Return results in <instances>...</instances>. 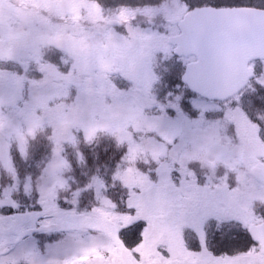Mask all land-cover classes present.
I'll return each instance as SVG.
<instances>
[{
    "label": "rangeland",
    "instance_id": "obj_1",
    "mask_svg": "<svg viewBox=\"0 0 264 264\" xmlns=\"http://www.w3.org/2000/svg\"><path fill=\"white\" fill-rule=\"evenodd\" d=\"M109 1L126 8L119 12L108 7L101 14L100 0H88L84 7L75 0H22L23 7L0 0V209L56 210L58 190L69 186L62 175L69 168L65 146L75 144L78 134L89 142L99 133H115L119 146H126L115 174L95 176L87 170L92 174L86 190L95 194L104 183L123 182L129 191L134 189L127 205L145 210L142 219L149 221L168 193L152 183L168 182L169 167H179L181 181L189 183L195 175L185 174L184 166L223 165L225 171L237 172L240 183L264 156L257 116L246 109L256 111L258 105H247L243 97L231 105L190 98L179 93L176 82L171 83L176 96H162L158 86L159 75L176 64L183 73L190 60L173 56L167 38L177 29L166 20L206 1L264 9V0ZM119 17L130 23L122 27L105 23ZM132 17L138 19L132 22ZM75 19L86 26L72 25ZM90 20L104 23L89 25ZM11 62L19 64L15 71L6 67ZM252 68L256 71L252 89H264V63ZM231 126L233 137L224 133L232 131ZM43 129L49 132L51 145L44 156L33 152L42 147L40 140L33 144L26 139ZM231 139L238 142L229 148ZM16 157L24 166H17ZM252 194L264 197V188L252 182ZM109 205L102 201L94 212L101 216ZM85 236L77 234V246L87 245ZM56 240L64 242L67 237L57 235ZM0 243L5 244L4 239Z\"/></svg>",
    "mask_w": 264,
    "mask_h": 264
},
{
    "label": "flooded vegetation",
    "instance_id": "obj_2",
    "mask_svg": "<svg viewBox=\"0 0 264 264\" xmlns=\"http://www.w3.org/2000/svg\"><path fill=\"white\" fill-rule=\"evenodd\" d=\"M75 1L82 6L88 2ZM98 3L101 14L108 7L124 10L109 0ZM104 17L108 19V15ZM123 22L130 23L128 19ZM123 22L119 17L105 23L121 26ZM86 23L101 26L104 21ZM72 25L86 26L79 19ZM169 169L168 182L152 183L156 190L163 186L168 193L151 221L142 219L145 210L127 205L134 189L129 191L121 182L109 184L103 201L110 205L101 216L91 213L108 220L107 230L80 231L87 239V245L81 247L76 245L78 231L52 230L56 222L52 214L59 208L50 212H21L13 207L0 210V226L6 229L15 214L40 213L37 220L20 227V231L31 232L28 237L19 240L17 235H0L5 243H0V264H80L85 256L90 257L89 264H264V233L255 230L264 226V197L252 194V182L260 188L264 184L251 175V168L246 181L240 183L235 179L237 172H227L223 165L184 166L185 174L195 175L189 183L181 181L179 167ZM57 235L67 241L56 240Z\"/></svg>",
    "mask_w": 264,
    "mask_h": 264
},
{
    "label": "water",
    "instance_id": "obj_3",
    "mask_svg": "<svg viewBox=\"0 0 264 264\" xmlns=\"http://www.w3.org/2000/svg\"><path fill=\"white\" fill-rule=\"evenodd\" d=\"M180 32L168 38L176 57H195L185 66L181 81L192 93L210 101H225L254 78L250 64L264 61V10L249 7H196L182 18L167 21ZM254 175L264 181V172ZM33 215H18L22 224ZM59 217L62 230L106 231L103 220L83 215ZM34 217V216H33ZM3 233L15 232L14 230ZM261 232V231H259Z\"/></svg>",
    "mask_w": 264,
    "mask_h": 264
},
{
    "label": "trees",
    "instance_id": "obj_4",
    "mask_svg": "<svg viewBox=\"0 0 264 264\" xmlns=\"http://www.w3.org/2000/svg\"><path fill=\"white\" fill-rule=\"evenodd\" d=\"M201 5L218 4L214 1H206ZM172 60L174 61L173 58ZM181 72L182 70L177 64L175 67L168 68L167 74H161L162 85H171L173 82L178 83ZM253 86H255L254 83H252L246 91L244 101L247 102V105L251 103L258 105V110L253 111L249 108L246 109L250 114L262 118L264 117V89L263 87L252 89ZM262 119L264 122V118ZM48 134L49 132L46 131L44 133H38L37 135L35 134L33 138H28L29 143L33 142V144H38L40 140V146L42 145V147L33 150V152L43 156L50 152L51 145L47 140ZM43 139L45 142L42 141ZM117 139L118 138L111 133H99L94 139L87 142L82 137V134H78L75 144L65 146L69 148L67 152L69 168L64 171L62 175L67 180L69 186L59 189L57 196L61 199H67L69 204L64 205V203H62L60 205L61 208H68L72 205V202L77 212H87L94 205L98 204V200L93 197L91 191L88 192V190H86L90 182L89 176L93 173L95 176L103 175L108 177V174L116 173V170L119 168V159L126 149V146H119L120 144L117 143ZM13 155L15 154L12 153V157ZM78 158L83 161V164L79 163ZM115 161L116 164H114ZM16 162L17 166H24L22 164L23 160H18L17 157ZM86 167L89 169H86ZM90 169L93 172L88 174L87 170L89 171Z\"/></svg>",
    "mask_w": 264,
    "mask_h": 264
},
{
    "label": "snow or ice",
    "instance_id": "obj_5",
    "mask_svg": "<svg viewBox=\"0 0 264 264\" xmlns=\"http://www.w3.org/2000/svg\"><path fill=\"white\" fill-rule=\"evenodd\" d=\"M2 210V209H0ZM37 211L39 212H43V208L42 207H38ZM0 214H3V212H0ZM13 214H15V212H13ZM89 260H90V257L89 256H85L82 258L80 264H89Z\"/></svg>",
    "mask_w": 264,
    "mask_h": 264
}]
</instances>
